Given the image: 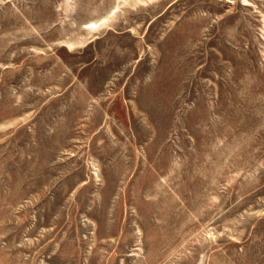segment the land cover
<instances>
[{"label":"rangeland","instance_id":"374dc122","mask_svg":"<svg viewBox=\"0 0 264 264\" xmlns=\"http://www.w3.org/2000/svg\"><path fill=\"white\" fill-rule=\"evenodd\" d=\"M0 264H264V0H0Z\"/></svg>","mask_w":264,"mask_h":264}]
</instances>
